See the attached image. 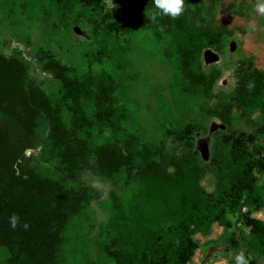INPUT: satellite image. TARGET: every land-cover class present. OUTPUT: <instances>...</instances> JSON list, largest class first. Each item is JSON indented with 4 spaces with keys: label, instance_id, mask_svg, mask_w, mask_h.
<instances>
[{
    "label": "trees",
    "instance_id": "1",
    "mask_svg": "<svg viewBox=\"0 0 264 264\" xmlns=\"http://www.w3.org/2000/svg\"><path fill=\"white\" fill-rule=\"evenodd\" d=\"M79 1L90 7L102 2ZM116 1L118 29L129 32L138 25L150 28L157 40L167 37L165 52L177 59L191 89L206 94L211 80L202 71L201 56L214 46L212 33L192 30L183 13L154 22L150 18L153 0ZM46 70L62 82V107L37 87L27 86L28 66L23 58L0 52V251L6 255V264H63L59 257L62 231L81 204L76 187L80 176L93 172L109 177L120 169L138 187L129 207V223L109 250L118 264H188L199 247L195 235L208 234L215 223L231 229L229 215L236 213L249 229V264H264V221L251 216L252 210L264 209L262 91L254 101L261 110L257 131L222 135L218 142L222 153L215 151L205 162L188 142L187 128L175 132L181 148L171 153L164 147L142 146L125 134L115 108L118 84L111 75L77 77L58 62H50ZM67 101L74 128L95 124L109 130L111 139L99 147L77 137L62 116ZM39 147L58 160L57 168L23 166L26 150ZM209 174L216 179L211 193L202 186ZM12 214L19 217L15 229L9 222ZM24 223L26 229L21 227ZM228 243L231 249L238 248L236 233Z\"/></svg>",
    "mask_w": 264,
    "mask_h": 264
},
{
    "label": "rangeland",
    "instance_id": "2",
    "mask_svg": "<svg viewBox=\"0 0 264 264\" xmlns=\"http://www.w3.org/2000/svg\"><path fill=\"white\" fill-rule=\"evenodd\" d=\"M256 0H185L183 12L192 30H208L214 46L204 49L202 71L211 80L206 94L191 89L177 59L165 49L168 38L157 40L152 30L135 26L129 32L118 29L120 5L102 0L90 7L79 0H0V52L19 56L28 66L27 86L40 89L58 106L63 98L62 82L46 68L58 62L77 77L100 72L118 84L115 108L125 134L143 146L164 147L175 152L181 144L175 132L187 134L201 159L209 162L216 151L222 153V135L235 131L256 132L261 110L256 94L264 100V15L255 9ZM213 50L218 60L207 64L204 52ZM67 104V105H66ZM70 102L62 109L67 128L91 145L103 146L111 132L93 124L89 128L72 126ZM92 116L91 112H87ZM23 166L27 169L57 168L58 160L42 148L27 149ZM202 186L214 192L216 179L207 175ZM76 187L82 200L78 212L62 231L59 257L63 264H118L109 250L129 223V207L137 182L125 169L103 177L86 172ZM247 209H242L246 212ZM264 221V209L251 211ZM231 229L215 223L208 234L198 233L199 247L188 264H232L234 251L247 256L249 229L240 213L229 215ZM236 233L239 246L228 243ZM0 251V264H6Z\"/></svg>",
    "mask_w": 264,
    "mask_h": 264
},
{
    "label": "clouds",
    "instance_id": "3",
    "mask_svg": "<svg viewBox=\"0 0 264 264\" xmlns=\"http://www.w3.org/2000/svg\"><path fill=\"white\" fill-rule=\"evenodd\" d=\"M154 9L150 12V18L155 22L158 18L163 16H170L173 18L179 17L185 11V0H153ZM256 11L264 15V0H256ZM10 226L15 229L19 222V217L16 214H12L9 217ZM21 227L27 228L26 223ZM249 259L241 251H234L231 260L232 264H249Z\"/></svg>",
    "mask_w": 264,
    "mask_h": 264
},
{
    "label": "water",
    "instance_id": "4",
    "mask_svg": "<svg viewBox=\"0 0 264 264\" xmlns=\"http://www.w3.org/2000/svg\"><path fill=\"white\" fill-rule=\"evenodd\" d=\"M204 60L207 64L214 63L218 60V55L211 49H207L204 52Z\"/></svg>",
    "mask_w": 264,
    "mask_h": 264
}]
</instances>
